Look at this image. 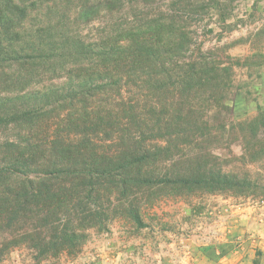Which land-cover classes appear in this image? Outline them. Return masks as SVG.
<instances>
[{"label":"trees","instance_id":"16d2710c","mask_svg":"<svg viewBox=\"0 0 264 264\" xmlns=\"http://www.w3.org/2000/svg\"><path fill=\"white\" fill-rule=\"evenodd\" d=\"M84 1L79 21L102 12L103 27L93 40L68 30L42 33L36 40V34L22 27L25 9L0 1V67L52 60L66 64L61 72L71 81L65 94L53 92L51 104L60 102L50 108L30 106L0 114V124L19 121L18 127H25L20 131L36 135L35 141L0 144V233L12 235L0 243V253L25 246L43 256L75 246V233L67 230L75 191L64 188L68 194L46 183L59 177L76 180L80 190H95L101 181L120 177L116 185L121 188L131 185V178L140 184L206 186L264 198V183L220 172L217 162L208 168L188 164L183 174L177 167L172 178L131 174L163 152L170 155V148L177 153V141L198 137L189 131L198 124L189 115L195 106L188 99L207 96L211 108L228 111L225 100L233 96L228 92L230 65L212 52L191 50L192 19L210 1ZM237 125L248 156L264 160V111ZM90 215L79 217L80 222ZM129 216L137 227L145 226L136 209L130 208Z\"/></svg>","mask_w":264,"mask_h":264},{"label":"rangeland","instance_id":"374dc122","mask_svg":"<svg viewBox=\"0 0 264 264\" xmlns=\"http://www.w3.org/2000/svg\"><path fill=\"white\" fill-rule=\"evenodd\" d=\"M0 1L25 9L22 27L27 34H36V40L42 33L65 30L93 40L103 27L102 12L94 13L90 21H79L77 14L84 0ZM202 1L205 4L208 0ZM209 1V5L199 3L203 7L192 19L191 50L198 49L205 55L212 52L223 65H230L228 92L233 96L225 100L228 111L211 108L207 96L188 99L195 106L194 115H189L198 124L189 131L198 137L193 142L177 141V153L170 148V155L163 152L160 159L134 170V176L154 178L167 174L172 178L177 167L183 174L182 168L188 164L208 168L217 162L220 172L264 183V160L248 156L247 143L242 141L237 125L264 111V0ZM63 66L66 64L52 60L3 64L0 114L17 108L22 112L30 106L50 108L59 103L51 104L53 92L65 94L71 86L61 72ZM36 90L41 91L37 94ZM17 124H0V144L36 140V135L27 136L22 131L25 127ZM122 179L101 181L95 190H80L70 177L47 180L48 185H57L68 194L64 188L75 191L68 213L72 221L67 224L68 233H75V246L43 256H35L32 248L21 246L0 253V264H168V253L172 252L264 253V198L214 191L206 186L140 184L131 178L128 187H117ZM130 208L138 211L144 227L134 224ZM87 214L91 215L80 222L79 217ZM63 223L61 220L60 226ZM10 239V232L0 233V243Z\"/></svg>","mask_w":264,"mask_h":264},{"label":"crops","instance_id":"0c3cea01","mask_svg":"<svg viewBox=\"0 0 264 264\" xmlns=\"http://www.w3.org/2000/svg\"><path fill=\"white\" fill-rule=\"evenodd\" d=\"M168 264H264V253L261 255L236 251L223 255L212 252H172L168 253Z\"/></svg>","mask_w":264,"mask_h":264}]
</instances>
